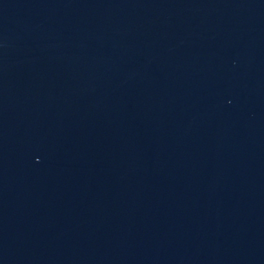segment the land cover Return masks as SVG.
Returning <instances> with one entry per match:
<instances>
[{
    "label": "water",
    "instance_id": "95a60500",
    "mask_svg": "<svg viewBox=\"0 0 264 264\" xmlns=\"http://www.w3.org/2000/svg\"><path fill=\"white\" fill-rule=\"evenodd\" d=\"M0 264H264V0H0Z\"/></svg>",
    "mask_w": 264,
    "mask_h": 264
}]
</instances>
